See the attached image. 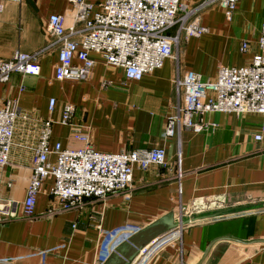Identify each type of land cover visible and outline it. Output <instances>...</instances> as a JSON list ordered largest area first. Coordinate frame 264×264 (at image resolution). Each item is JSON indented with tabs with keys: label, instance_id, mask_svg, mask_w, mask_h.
Segmentation results:
<instances>
[{
	"label": "crops",
	"instance_id": "obj_1",
	"mask_svg": "<svg viewBox=\"0 0 264 264\" xmlns=\"http://www.w3.org/2000/svg\"><path fill=\"white\" fill-rule=\"evenodd\" d=\"M87 1L100 5L104 0ZM52 15L65 16L67 26L74 24L68 0H6L0 14V60L45 49ZM263 21L264 0H238L231 21L219 6H210L201 12V25L209 32L183 39L177 59L166 60L141 81L127 80L122 69L96 54H91L96 64L88 80L57 81L58 52L52 50L42 56L38 76L13 74L0 83V104L14 103L18 111L9 162L0 168V209L14 203L20 211L32 176L40 121L54 122L51 148L58 143L69 149L84 146L70 127L59 124L67 104L75 107L74 125L84 127L99 153L156 147L166 152L164 165L146 171L134 166L128 193L111 195L104 202L85 200L70 211L61 210L50 194L53 179H47L33 218L18 214L0 220V264H102L117 234L144 228L169 212L187 211L195 201L222 209L264 203V139L254 140L264 116L212 113L204 117L205 129H183L179 136L164 137L178 102L176 74L193 71L213 81L221 67L249 65L258 53ZM52 99L56 106L50 112ZM126 237L122 234L116 244ZM175 239L159 245L144 264H264V211L201 221L186 226L180 241Z\"/></svg>",
	"mask_w": 264,
	"mask_h": 264
},
{
	"label": "built area",
	"instance_id": "obj_2",
	"mask_svg": "<svg viewBox=\"0 0 264 264\" xmlns=\"http://www.w3.org/2000/svg\"><path fill=\"white\" fill-rule=\"evenodd\" d=\"M68 1L73 5L74 24L67 26L65 16L52 15L46 29L50 37L47 47L33 54L16 52L10 60H0V83H7L13 74L38 76L42 56L52 50L58 52L57 81L88 80L96 64L91 54L99 55L111 67L122 69L127 80L141 81L145 75L161 69L166 60L177 59L175 53L183 39L209 32L201 25L202 10L217 5L231 21L238 4V0H205L196 6H192L190 0H104L100 5L87 0ZM4 3L6 0H0V14ZM247 48L248 43L244 42L242 49ZM174 84L178 102L167 119L166 140L179 136L183 129H205L204 117L212 113L264 116V21L258 53L249 65L221 67L213 81H206L193 71L184 75L178 72ZM50 102L49 110L53 112L56 101ZM74 115L75 107L65 105L59 124L70 127L74 138L84 146L69 149L58 143L51 148L54 122L51 119L40 121L25 200L19 213L16 204L4 205L0 209V220H11L18 214L33 218L38 197L49 178L53 179L50 194L60 202L61 210L70 211L81 207L85 200L104 202L111 195L128 193L134 166L139 165L146 171L151 166L166 163V152L161 147L119 154L99 153L90 144L84 127L74 125ZM17 117L14 103L0 104V168L9 162ZM263 139L264 126L254 135L256 142ZM52 156L54 161H51ZM180 160L179 154V163ZM187 211L180 210L183 216ZM185 227L153 241L133 264H144L149 254L163 243L172 242L174 238L180 241ZM142 255L144 258L138 262Z\"/></svg>",
	"mask_w": 264,
	"mask_h": 264
},
{
	"label": "water",
	"instance_id": "obj_3",
	"mask_svg": "<svg viewBox=\"0 0 264 264\" xmlns=\"http://www.w3.org/2000/svg\"><path fill=\"white\" fill-rule=\"evenodd\" d=\"M248 211H264V203L242 209H222L215 204L195 201L190 205L185 216L180 211L169 212L144 228L117 234L109 243L107 257L102 264H133L140 253L153 241L177 228ZM122 234H128V237L116 244Z\"/></svg>",
	"mask_w": 264,
	"mask_h": 264
}]
</instances>
